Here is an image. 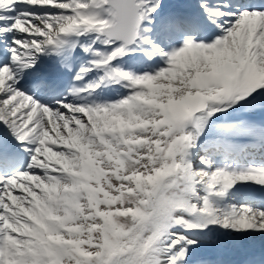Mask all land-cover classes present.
Masks as SVG:
<instances>
[{"label": "snow or ice", "instance_id": "obj_1", "mask_svg": "<svg viewBox=\"0 0 264 264\" xmlns=\"http://www.w3.org/2000/svg\"><path fill=\"white\" fill-rule=\"evenodd\" d=\"M0 264H264V0H0Z\"/></svg>", "mask_w": 264, "mask_h": 264}]
</instances>
